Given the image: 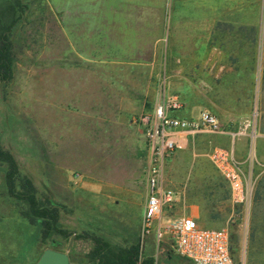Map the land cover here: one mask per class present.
Here are the masks:
<instances>
[{
  "label": "rangeland",
  "instance_id": "obj_1",
  "mask_svg": "<svg viewBox=\"0 0 264 264\" xmlns=\"http://www.w3.org/2000/svg\"><path fill=\"white\" fill-rule=\"evenodd\" d=\"M21 1L26 7L13 35L14 76L10 82L0 83V143L15 157L20 173L31 177L40 194L57 192L55 199L62 204L61 217L64 220L70 219L71 211L76 221V209H87L84 212L85 226L81 230L77 226L75 230L70 229L72 236L64 240L59 250L75 255V261L91 264L85 257L90 242L75 239L76 235L101 236L114 244L131 242L135 237H141L142 220L139 211L133 216L124 213V205L116 204L114 198L102 200L101 191L94 199L91 195L84 196L79 191V175L76 174L79 163L85 162L84 169H92L100 178H119L126 183L137 201L136 206L142 209L148 193L151 153L148 126L139 123L138 119L150 114L159 101L186 95L189 86L177 78L173 38H168V52L161 57L156 54L150 67L84 63L63 36L62 12L57 8L63 7V0ZM5 2L0 0V10ZM237 8L232 5V12ZM261 13L264 26V0ZM262 43L264 48V33ZM61 66L71 71L72 76L86 78L89 100L84 115L70 116L67 128L56 132L44 128L32 118L26 108L25 96L30 93V83L36 76ZM262 89V96L256 86L255 94L249 96V100H253L239 103L238 108H230L239 113V126L249 120H258L264 131V52ZM75 106L73 104L71 108L80 111L81 106ZM210 110L219 112L218 109ZM102 142H105L101 144L103 149L99 144ZM84 154L86 156H82ZM94 158L97 166L93 163ZM118 160L127 172L113 176L110 171ZM0 172V204L16 206L6 186L7 166L0 165ZM165 175L168 186L180 190L182 185L188 184V189L183 188L185 196L201 198L205 202V212L200 220L203 226L230 227L232 243L237 244L239 259L236 264H264V173L253 178L251 203L248 205L230 199L228 182L212 162L210 154L198 158L190 151L177 153L168 161ZM69 190L72 193H69L70 201L66 202L62 193L67 194ZM99 190L103 189L99 187ZM120 195L126 197L124 192ZM185 208L180 197L173 213L177 216L188 213ZM22 225L28 242L35 243L41 235L40 226L31 225L25 218H22ZM56 238L62 240L59 235ZM170 243L169 236L159 242L155 235L141 241L143 253L155 257L159 264H191L176 253L162 254L163 250L172 249ZM51 247V241L40 245L39 255Z\"/></svg>",
  "mask_w": 264,
  "mask_h": 264
},
{
  "label": "crops",
  "instance_id": "obj_2",
  "mask_svg": "<svg viewBox=\"0 0 264 264\" xmlns=\"http://www.w3.org/2000/svg\"><path fill=\"white\" fill-rule=\"evenodd\" d=\"M231 1L63 0V7L57 8L62 12L63 36L84 63L150 67L156 54L161 57L168 52V38H173L176 75L181 83L189 86L186 95L175 96L182 104L176 115L193 119L205 109H218L219 112L214 113L220 118V130L180 137L181 147L167 163L177 153L190 151L199 158L215 148L224 147L233 150L244 170L254 178L264 173V131L257 120L243 132V125L238 123L239 113L231 109L253 100H249V96L255 94L256 86L259 96L263 94V0ZM232 5L238 6L237 11L232 12ZM87 84L83 76H72V72L62 66L54 67L53 71L32 80L30 93L25 96L26 108L44 128L64 131L69 124L67 118L86 112ZM73 104L76 108L80 105V111L71 108ZM93 163L97 166L96 158ZM79 164L76 174L79 175V191L84 196L91 195L94 199L101 191L102 200L108 201L112 197L116 204L124 205V213L133 216L139 211L140 221L143 219L147 196L140 209L126 183L119 178H100L92 169H84L85 162ZM122 167L123 163L118 160L112 165L110 174L126 173ZM188 186L182 185L180 190L174 188L176 201L165 213L177 216L173 208L181 197L185 212H188L182 215L193 216L200 223L205 202L201 198L185 196L183 188L188 189ZM123 192L126 197L120 195ZM55 193L49 192L54 199ZM69 193L72 192L67 191L68 196L62 193L66 202L70 201ZM229 194L233 201L231 188ZM85 210L76 209V221L70 211V219L61 217L60 224L67 229L75 230L77 226L81 230L86 223ZM22 218L17 206L0 204V264H37L46 250L39 255L41 235L35 243L28 242ZM128 243L130 241L126 240L119 244ZM171 251L175 253L173 249Z\"/></svg>",
  "mask_w": 264,
  "mask_h": 264
},
{
  "label": "built area",
  "instance_id": "obj_3",
  "mask_svg": "<svg viewBox=\"0 0 264 264\" xmlns=\"http://www.w3.org/2000/svg\"><path fill=\"white\" fill-rule=\"evenodd\" d=\"M181 107L178 97H167L155 105L152 113L138 119L148 126L151 153L141 241L155 235L160 242L169 236L174 252L191 264H236L229 226L205 227L193 216L174 217L165 213L176 201L175 189L166 184L165 171L168 158L181 147L179 138L220 130V118L211 110L205 109L198 117L188 119L176 115ZM251 125V121L246 122L243 132ZM210 157L229 183L233 201L243 205L251 203L253 177L244 170L233 150L218 147Z\"/></svg>",
  "mask_w": 264,
  "mask_h": 264
},
{
  "label": "trees",
  "instance_id": "obj_4",
  "mask_svg": "<svg viewBox=\"0 0 264 264\" xmlns=\"http://www.w3.org/2000/svg\"><path fill=\"white\" fill-rule=\"evenodd\" d=\"M25 7L21 0H6L0 10V83H8L14 76L16 56L13 35ZM0 165L7 166L6 186L20 213L31 224L40 226L41 245L51 241L53 248H61L64 240H68L73 234L72 230L60 224L62 204L49 193L40 194L31 177L20 173L15 157L1 143ZM58 235L62 240L56 238ZM75 237L90 242L91 247L85 257L91 264H159L155 257L143 253L140 236L126 245L114 244L107 238L96 235L83 234ZM231 246L236 263L239 259L237 244L232 243ZM166 253L170 254L172 251H162V254ZM74 256L70 254L72 261H75Z\"/></svg>",
  "mask_w": 264,
  "mask_h": 264
},
{
  "label": "water",
  "instance_id": "obj_5",
  "mask_svg": "<svg viewBox=\"0 0 264 264\" xmlns=\"http://www.w3.org/2000/svg\"><path fill=\"white\" fill-rule=\"evenodd\" d=\"M2 176L0 172V184ZM37 264H80L71 260L67 251H61L57 248H47L41 255Z\"/></svg>",
  "mask_w": 264,
  "mask_h": 264
}]
</instances>
